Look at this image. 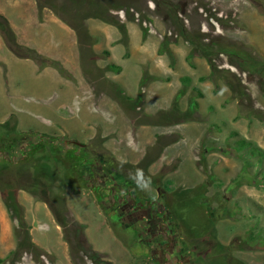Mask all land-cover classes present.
I'll return each mask as SVG.
<instances>
[{
  "label": "rangeland",
  "instance_id": "obj_1",
  "mask_svg": "<svg viewBox=\"0 0 264 264\" xmlns=\"http://www.w3.org/2000/svg\"><path fill=\"white\" fill-rule=\"evenodd\" d=\"M40 2L65 23L54 34L66 43V73L49 65L61 78L49 77L47 66L24 68L13 54L20 83L0 85V145L22 144V136L38 145L17 161L0 159L3 194L31 188L57 198L76 264H96L85 254L91 244L117 264H155L137 229L74 169L75 150L66 156L53 137L74 138L87 145L73 157L79 166L99 158L142 192L166 195L190 253H206L210 264H264V184L248 182L258 156L245 153L252 165L244 167L223 151L240 138L264 151V0ZM38 220L33 228L56 231L51 217ZM12 227L18 247L28 225L12 219ZM36 257L27 247L15 263Z\"/></svg>",
  "mask_w": 264,
  "mask_h": 264
},
{
  "label": "crops",
  "instance_id": "obj_2",
  "mask_svg": "<svg viewBox=\"0 0 264 264\" xmlns=\"http://www.w3.org/2000/svg\"><path fill=\"white\" fill-rule=\"evenodd\" d=\"M53 11H55L53 5L42 4L40 0H0V15L7 18L19 42L35 48L40 54L57 60L64 66L66 43L55 36L54 33L55 28L60 27V25L62 29H65V23L61 22ZM13 54L16 55L7 46L3 35L0 33V85L2 89L16 86L20 83L18 80L15 81L13 76V70H15L13 61L20 57L16 55L18 57L16 58ZM28 59L22 58V61L29 63L24 68L38 66L34 60L30 58L32 62ZM43 70L48 72L49 77L61 78L59 71L53 69V67L47 66ZM5 190L7 191V189ZM11 190L3 194V188L0 186V258L8 257L10 252L17 248L11 212L6 204V200H15L23 208L24 220L28 225V233L32 243L45 251L47 255H50L54 259L53 264H76L70 252L69 241L65 238L63 224L57 221L56 209L60 210V205L58 204L60 201L55 198V195L54 201V199L42 198L31 188L17 189L13 187ZM43 216H49L53 219L49 221L55 223L56 231L46 232L40 228H33V222L38 219V222H40ZM79 222L86 225L80 220ZM86 230L87 226L85 236L88 240ZM93 248L102 254L106 253V251L97 249L94 246ZM106 260L117 264L111 258ZM25 264L37 263L32 258H29Z\"/></svg>",
  "mask_w": 264,
  "mask_h": 264
},
{
  "label": "flooded vegetation",
  "instance_id": "obj_3",
  "mask_svg": "<svg viewBox=\"0 0 264 264\" xmlns=\"http://www.w3.org/2000/svg\"><path fill=\"white\" fill-rule=\"evenodd\" d=\"M53 138L59 139L55 144L62 145L63 154L66 155L68 150H75L73 156L68 157L74 169L79 168L81 178L91 185L90 187L96 189V197L101 202H106L110 210L116 209L120 213V222L126 225L132 224L137 229L141 241L148 245V253L155 264H201L203 261L204 264L211 263L206 262L208 261L206 253L201 254V258L197 253H190L188 243L178 231V222L173 218L166 204V195L161 194L159 189L156 191V196L142 192L140 187L134 186V182L130 183L124 176H119L110 163L106 164L99 158L91 159V163H88L85 157L84 162L79 166L78 160L73 157L78 155L79 148L85 146L87 150V145L74 138ZM30 139L28 136H22L20 139L22 144L10 147L7 143L1 142L0 159L15 161L25 158L27 152L37 150L34 148L37 142L33 143ZM64 140L66 142H63ZM77 141L79 143H76Z\"/></svg>",
  "mask_w": 264,
  "mask_h": 264
},
{
  "label": "trees",
  "instance_id": "obj_4",
  "mask_svg": "<svg viewBox=\"0 0 264 264\" xmlns=\"http://www.w3.org/2000/svg\"><path fill=\"white\" fill-rule=\"evenodd\" d=\"M0 33L3 35L7 45L9 46V48L19 57L22 58H31L33 59L40 67H45V66H49L52 65L55 68H57L61 73H66L63 65L45 55L40 54L37 50L32 49L28 46H24L18 43L17 38H16V34L14 32V30L12 29V27L9 24V21L7 20V18L3 15H0ZM115 66V65H113ZM201 80H205V77H202ZM182 81L186 84V85H190L192 82V79L190 76H183L182 77ZM194 91H196L198 93V97H203L204 94L201 91V89L197 86L194 87ZM194 107L196 108L198 105L197 100L194 101L193 103ZM5 124H7V126L9 125V122H5ZM34 134V131H28L22 134ZM236 134V132L234 133ZM5 143V142H3ZM6 144V143H5ZM15 144H12V146H14ZM223 151H228L231 152L232 154H235L241 158H243V165L244 167H249L252 165V162L250 159H244V154L245 153H249L252 156H258L257 158V170H256V177L255 179H251V181L248 179V182L251 183H257V184H264V170H262L264 168V151H262L259 147H257L255 144H253L252 142L244 139V138H240L237 139L235 141V144L227 147V149H223ZM251 156V157H252ZM14 161V160H13ZM17 161V160H15ZM22 161V160H20ZM258 175V176H257ZM245 174L242 176L244 177ZM11 202H13V204H11ZM11 202L9 200H6V204L7 207L9 208L10 212H11V217L12 219L16 220L19 222V225L21 227H25V221H24V213H23V208L21 205L16 204L17 202L14 200H11ZM77 224V223H75ZM81 227V225H80ZM252 231V230H251ZM259 231H256L255 233H258ZM66 233V230H65ZM251 237L253 238V241H256V238L254 237L256 234H252L251 233ZM259 237V239L264 240V238H262V235H257ZM67 240H69V238H67ZM258 240V239H257ZM70 242V241H69ZM259 242H263V241H259ZM71 243V242H70ZM27 247L31 248L32 250L36 251L37 257L35 258L36 262H38V264H42L41 261L42 259H40L41 257H43L46 253L45 251H43L42 249H40L39 247H37L34 243H32V241L30 240L29 237V233H26V236L24 237V240H22L18 247L11 251L8 257L5 258H0V264H4L8 259L11 260L10 264H16L15 262L18 263V261H20V258H22V256H24V252L27 249ZM85 250V254L86 256L90 255L91 259L96 263V264H113V263H109V261H106L103 257V254L97 250H95L91 245L86 246ZM38 252V253H37ZM101 260V261H100ZM104 261V262H103Z\"/></svg>",
  "mask_w": 264,
  "mask_h": 264
},
{
  "label": "clouds",
  "instance_id": "obj_5",
  "mask_svg": "<svg viewBox=\"0 0 264 264\" xmlns=\"http://www.w3.org/2000/svg\"><path fill=\"white\" fill-rule=\"evenodd\" d=\"M138 175H139V173H138ZM141 186L142 187H147V184L145 183V184H142Z\"/></svg>",
  "mask_w": 264,
  "mask_h": 264
},
{
  "label": "water",
  "instance_id": "obj_6",
  "mask_svg": "<svg viewBox=\"0 0 264 264\" xmlns=\"http://www.w3.org/2000/svg\"><path fill=\"white\" fill-rule=\"evenodd\" d=\"M76 143H79L78 141Z\"/></svg>",
  "mask_w": 264,
  "mask_h": 264
}]
</instances>
